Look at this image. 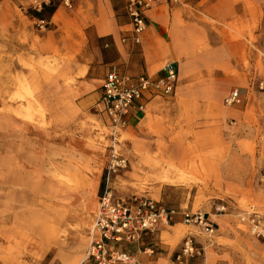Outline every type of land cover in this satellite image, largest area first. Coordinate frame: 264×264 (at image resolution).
<instances>
[{
    "label": "rangeland",
    "instance_id": "1",
    "mask_svg": "<svg viewBox=\"0 0 264 264\" xmlns=\"http://www.w3.org/2000/svg\"><path fill=\"white\" fill-rule=\"evenodd\" d=\"M21 1L0 6V264H88L92 217L107 186L120 196L182 204L219 225L211 235L181 220L159 227L144 236L143 246L153 254H142L140 264H235V259L264 264V239L240 221L250 211L264 215V168L242 185L230 179L228 167L240 161L232 160L235 150L237 158L249 155L255 165L264 130V0H192L200 7L193 17L213 36L230 34L235 40L239 70L228 74L238 80L239 101L222 104L241 114L231 115L225 126L206 117L199 126L205 136L167 139L176 153L153 156L157 171L134 168L131 132L114 146L125 164L110 168L108 129L94 108L76 107V85L92 50L87 24L94 15L101 17L102 3L35 0L27 7ZM241 90L248 91L242 96ZM164 128L163 117L150 122L156 135ZM164 142L158 137L160 151ZM160 182L171 184L162 199ZM188 236L195 252L177 260Z\"/></svg>",
    "mask_w": 264,
    "mask_h": 264
},
{
    "label": "crops",
    "instance_id": "2",
    "mask_svg": "<svg viewBox=\"0 0 264 264\" xmlns=\"http://www.w3.org/2000/svg\"><path fill=\"white\" fill-rule=\"evenodd\" d=\"M26 1L28 7L35 0ZM96 1L102 3V15L101 17L94 15L87 24L92 50L90 64H87L84 71V79L76 85V107L94 108L99 120L108 129L109 121L99 111V100L102 82L111 66H116L119 72L132 79L142 75L152 78L160 77L163 75L162 69L167 63H173L177 72V81L172 94L168 96L152 94L142 100V103L145 104L144 109L142 111L133 109L129 114L127 127L119 132L116 143L122 139L125 132H131L133 135L132 154L134 157L132 162L134 168L149 167L156 171L159 170L157 166L153 165L151 158L159 156L161 153L166 158H170L174 157L176 153L173 150V144L167 139L205 136L206 129L199 126L204 125L206 117H213L224 126L231 115H236L239 118L241 113L237 114L222 104L224 98L231 91L236 90L238 84V80L228 74L235 67L239 70L233 60L237 52V45L232 35L213 36L207 29L208 25L193 17L194 10L200 11L198 1L185 0L180 2L181 6L169 7L165 1L161 0L146 10L144 12L146 29L138 44H133L129 39V18L124 11L126 0ZM117 1L118 5H116ZM21 2V0H4L1 4L19 6L18 4L22 5ZM122 38H126V40L122 41ZM205 43L208 46L203 48ZM72 72L76 74V68ZM88 74L92 76L88 78ZM247 91L241 90L242 96ZM186 105H188L187 108ZM160 117L165 119V128L156 135L149 129V126L151 121L154 122ZM200 123L201 125H199ZM191 125L196 128L190 129ZM227 127L229 128L228 125ZM255 133L256 131L252 129L248 136L253 137ZM158 137L165 138L163 151H160ZM108 141L111 144L109 129ZM230 154L232 160H240L239 163L231 161L228 164L232 170L229 175L230 179H234L237 184L246 185L248 180L255 176L258 177L261 169L264 168V130L260 133V147L254 157L255 165H252V157L249 155L245 154L237 158V150L231 151ZM146 161H148V166L145 165ZM158 184L160 189L157 196L162 199L165 193L164 187L171 184L168 182ZM112 194L116 198L129 197L116 195L113 192ZM145 196L150 197L149 195ZM152 199L162 204L158 199ZM165 207L180 212H193L187 207H182V204L179 207ZM97 210L98 205L94 213ZM182 218V214L178 212L170 224L160 225L156 229L169 226L172 223L176 225L180 220L183 222ZM93 219H95L94 216ZM218 227V224H214L215 230H218ZM90 230V234H93L90 237L96 236L93 225ZM148 233L143 234L138 242L123 241L114 243V247L131 253L137 264H140L139 257L142 254L148 256L153 254L148 251L152 247L143 246V238ZM123 244H132L135 250L130 252L125 247L126 245L122 246ZM85 261L88 264H94L91 260L85 259ZM235 264H242V261L235 259Z\"/></svg>",
    "mask_w": 264,
    "mask_h": 264
},
{
    "label": "built area",
    "instance_id": "3",
    "mask_svg": "<svg viewBox=\"0 0 264 264\" xmlns=\"http://www.w3.org/2000/svg\"><path fill=\"white\" fill-rule=\"evenodd\" d=\"M4 0H0L1 3ZM70 0H63L68 4ZM161 0H126L125 14L129 18L130 36L133 44H138L146 29L144 12ZM178 3L185 0H163ZM126 38H122L125 41ZM163 75L157 78L139 76L135 79L119 72L116 66H111L106 73L101 86L99 111L108 119L109 137L112 149L110 168L125 164L124 159L116 156L114 144L119 132L128 125L129 114L133 109L142 111L145 104L142 100L148 96H168L172 94L177 72L173 63H167L162 69ZM239 101L237 89L231 91L224 103L231 105ZM138 102V104H136ZM109 168V169H110ZM109 177V174H108ZM107 177V178H108ZM264 179V172L262 174ZM181 213L183 223L197 227L201 232L211 235L215 228L213 221L202 211L180 212L173 208H166L159 202L145 195H131L126 198L113 196L108 186L104 189L96 212L93 236L86 251L85 258L94 264H137L133 256L114 247V243L138 242L143 234L154 231L160 225L170 224L177 213ZM251 235L264 239V215L250 211L240 218ZM153 253V249H148ZM195 252L193 240L188 236L184 241L176 259L192 255Z\"/></svg>",
    "mask_w": 264,
    "mask_h": 264
},
{
    "label": "trees",
    "instance_id": "4",
    "mask_svg": "<svg viewBox=\"0 0 264 264\" xmlns=\"http://www.w3.org/2000/svg\"><path fill=\"white\" fill-rule=\"evenodd\" d=\"M34 14H35L36 16H41L40 13H37V12H35Z\"/></svg>",
    "mask_w": 264,
    "mask_h": 264
},
{
    "label": "bare ground",
    "instance_id": "5",
    "mask_svg": "<svg viewBox=\"0 0 264 264\" xmlns=\"http://www.w3.org/2000/svg\"><path fill=\"white\" fill-rule=\"evenodd\" d=\"M176 230H177V228H176Z\"/></svg>",
    "mask_w": 264,
    "mask_h": 264
}]
</instances>
